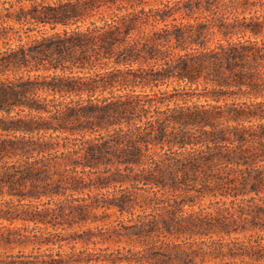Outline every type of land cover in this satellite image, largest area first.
Returning a JSON list of instances; mask_svg holds the SVG:
<instances>
[{"label":"trees","instance_id":"trees-1","mask_svg":"<svg viewBox=\"0 0 264 264\" xmlns=\"http://www.w3.org/2000/svg\"><path fill=\"white\" fill-rule=\"evenodd\" d=\"M103 262L264 264V0H0V264Z\"/></svg>","mask_w":264,"mask_h":264},{"label":"rangeland","instance_id":"rangeland-1","mask_svg":"<svg viewBox=\"0 0 264 264\" xmlns=\"http://www.w3.org/2000/svg\"><path fill=\"white\" fill-rule=\"evenodd\" d=\"M135 247L136 246H134L133 244H129L126 241L121 242V243L111 241V242H106V243H99L97 245H94L93 243L85 244L83 242H79V243L72 242L71 244L65 246L63 250L72 251V250H83V249L88 248L89 250H95V251L97 250V251H101L102 253H110L113 251H125L126 252L129 248H135ZM18 252H19L18 250H15V253H18ZM29 252H31V249L25 250V253H29ZM101 264H105V263L103 262Z\"/></svg>","mask_w":264,"mask_h":264}]
</instances>
